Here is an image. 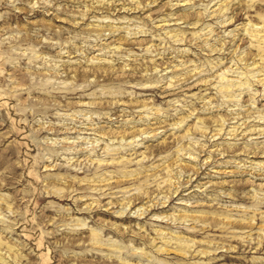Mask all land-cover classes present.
Masks as SVG:
<instances>
[{"label": "rangeland", "instance_id": "obj_1", "mask_svg": "<svg viewBox=\"0 0 264 264\" xmlns=\"http://www.w3.org/2000/svg\"><path fill=\"white\" fill-rule=\"evenodd\" d=\"M0 264H264V0H0Z\"/></svg>", "mask_w": 264, "mask_h": 264}]
</instances>
